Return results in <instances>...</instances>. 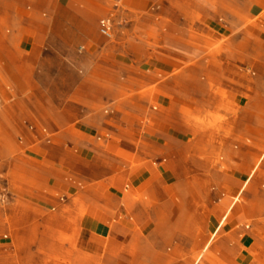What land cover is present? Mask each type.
<instances>
[{
  "label": "rangeland",
  "instance_id": "1",
  "mask_svg": "<svg viewBox=\"0 0 264 264\" xmlns=\"http://www.w3.org/2000/svg\"><path fill=\"white\" fill-rule=\"evenodd\" d=\"M34 2L28 0L15 14L28 20H55L59 26V44L46 50L49 60L42 68V83L60 105L69 101L83 105V99L69 98L67 92L81 78L77 65L85 64L83 53L107 48L125 61L117 97L122 103L132 105L138 97L160 110L155 99L168 94L159 86L171 80L182 88L184 99L170 97L172 107L180 110L173 132L177 139L168 146L177 155L164 158L173 166L177 182L161 184L154 193L123 184L111 216L131 222L129 229L119 231L113 225L104 234L88 235L77 219L91 206L83 199L87 184H75L77 192L62 193L44 184H22L19 169L11 179L5 162L20 150L0 136V264H264V182L253 183L264 175V141L245 139L238 123L220 124L246 117L264 128V10L249 15L248 0H150V6L139 11L123 8L120 0H59L76 13L64 9L50 13L39 11ZM164 5L175 11L164 12ZM9 16L0 13V20ZM102 18L111 20L110 37L99 33ZM70 36L73 40L68 42ZM227 88L239 94L240 104L227 101ZM215 95H220L218 104L213 103ZM239 128L241 135L234 136L233 145L237 151L243 145L255 148L247 170L259 163L253 177L248 184H213L206 170L227 167V157L212 152L218 135L226 139ZM144 132L149 133L147 126ZM98 143L105 145L103 139ZM110 151L121 150L115 145ZM244 158L238 153L235 159ZM201 168L204 181L198 178ZM233 186L235 192L230 191ZM229 206L231 216L219 227ZM240 229L255 239L250 248L239 245ZM240 252L248 253L245 262L238 260Z\"/></svg>",
  "mask_w": 264,
  "mask_h": 264
},
{
  "label": "crops",
  "instance_id": "2",
  "mask_svg": "<svg viewBox=\"0 0 264 264\" xmlns=\"http://www.w3.org/2000/svg\"><path fill=\"white\" fill-rule=\"evenodd\" d=\"M27 1L0 0V13L11 14L7 19L0 20V136L15 142L20 150L18 155H10L5 162V172H10L12 179L19 169L22 184H44L62 193L77 192L75 184H87L83 199L86 205L91 206L77 217L82 231L88 235H99L111 230L114 225L125 232L131 222H122L120 218L116 220L111 216L115 210L113 206L122 197L118 189L123 184L130 185L137 192L154 193L161 184L177 182L173 166L164 158L177 155L168 146L177 139L173 132L176 131L174 125L178 123L180 110L178 106L172 107L174 102L170 97L184 99L180 95L182 88L171 80L160 85V90L169 97L157 96L155 102L160 110L151 107L149 100L138 97L132 105L122 103L117 97L123 88L125 61L107 48L106 52L83 53L81 60L86 62L77 65L81 68V78L67 92L70 93L69 98L83 99V105L70 101L60 105L47 95L52 89L42 83L45 76L42 68L49 60L46 50L59 44V26L55 20H28L26 16L21 18L15 14L21 12ZM34 1L39 11L58 13L64 9L76 13L71 6L59 4V0ZM120 2L123 8L132 11L145 10L150 6V0ZM163 8L164 12L175 11L172 5H164ZM263 10L264 0H248L249 15L257 16ZM69 28L77 29L76 26ZM68 39L70 42L73 37ZM227 91V101L234 104L242 102L240 96L237 98V92L229 88ZM212 99L213 103H220V95ZM246 103L243 107H248ZM105 105L107 108L103 109ZM127 113L134 117L130 118ZM144 118L145 122L142 121ZM28 119L30 124L26 125ZM235 121L228 118L220 124L230 126L238 123L243 125L245 139L250 142L264 141L261 123L246 117ZM145 126L149 128V133L144 132ZM238 130L234 129L233 136L226 139L223 134L218 135L212 152L217 151L227 157V167L206 170L211 173L213 184H224L225 181L228 184H248L253 177L259 163L249 173L247 170L256 150L251 144L236 150L233 138L241 135L242 128ZM102 131H106L107 135H101ZM101 139L105 145L109 144L112 148L117 145L121 151L113 153L110 151L112 148L108 150L105 145H99ZM32 141L39 143L32 144ZM222 141L223 145L220 144ZM238 153L245 156L243 161L235 159ZM233 163H238L240 167H234ZM199 171L202 176L198 178L204 181V168ZM258 182H264V175L253 180L254 184ZM230 189L231 192L236 191L235 186ZM234 198L238 201L239 195ZM231 208L229 206L219 227L230 218ZM237 233L240 246L247 249L255 243L252 234L241 229ZM261 241L264 242V238ZM240 254L238 260L245 262L248 253Z\"/></svg>",
  "mask_w": 264,
  "mask_h": 264
},
{
  "label": "built area",
  "instance_id": "3",
  "mask_svg": "<svg viewBox=\"0 0 264 264\" xmlns=\"http://www.w3.org/2000/svg\"><path fill=\"white\" fill-rule=\"evenodd\" d=\"M112 31V24L109 18H102L99 20V33L104 37H110Z\"/></svg>",
  "mask_w": 264,
  "mask_h": 264
}]
</instances>
